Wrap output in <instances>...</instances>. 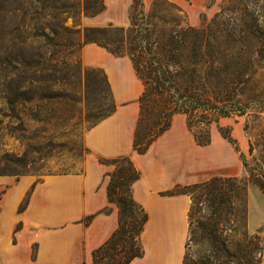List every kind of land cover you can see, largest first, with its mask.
<instances>
[{"label": "crops", "instance_id": "obj_1", "mask_svg": "<svg viewBox=\"0 0 264 264\" xmlns=\"http://www.w3.org/2000/svg\"><path fill=\"white\" fill-rule=\"evenodd\" d=\"M150 1L143 0L145 6ZM172 1L193 16V25L199 24L197 14L207 10L208 0ZM133 3L107 0L105 10L88 18L87 25L129 26ZM207 11L212 17L218 9ZM84 60L105 71L117 108L87 133L90 153L82 172L41 181L34 176H0V264H93L94 252L119 227V208L110 201L108 187L116 170L110 161L121 157H130L140 173L132 195L148 214L140 238L144 254L131 264H184L191 199L173 191L243 174L247 144L241 124L232 117L220 119L210 130V143L200 145L187 116L178 113L147 151L138 153L134 139L144 85L131 59L88 44ZM222 129L230 130V139ZM247 199L248 231L264 235V193L250 183Z\"/></svg>", "mask_w": 264, "mask_h": 264}, {"label": "rangeland", "instance_id": "obj_2", "mask_svg": "<svg viewBox=\"0 0 264 264\" xmlns=\"http://www.w3.org/2000/svg\"><path fill=\"white\" fill-rule=\"evenodd\" d=\"M96 1L107 2L0 1V8L4 9V18L0 19V176H34L41 181L83 171L90 153L85 140L87 133L117 108L105 71L85 64L84 48L99 37L91 29L108 28V37L113 41L132 36L128 33L131 24L123 27V32L114 31L121 28L114 24L87 25ZM225 1L208 0L206 8L216 6L219 10ZM232 3L237 6L238 0ZM245 4L250 5V0ZM207 10L197 14L199 24L193 25V16L172 0H151L146 6H132L130 16L142 31L153 28L154 39H162L188 25L199 28L207 24L214 17ZM110 47L116 48V44ZM123 51L124 57L130 58L125 48ZM252 69V81L245 96L258 101L243 115L232 117L240 122L247 144L242 156L244 172L237 176L244 181L264 180V58H256ZM7 95L12 105L7 104L4 98ZM215 126L217 122L211 129ZM193 130L198 135L206 132L200 125ZM122 166L130 168L128 162ZM179 191L190 197L192 205L189 189L183 186ZM221 228L230 248L236 250L245 239L244 233H248L246 201L240 208L235 204V211ZM258 236L255 244L262 255L257 251L253 264L264 259V235ZM201 249L199 242L191 243L190 264L197 262ZM127 260V254H117L105 264H128Z\"/></svg>", "mask_w": 264, "mask_h": 264}, {"label": "trees", "instance_id": "obj_3", "mask_svg": "<svg viewBox=\"0 0 264 264\" xmlns=\"http://www.w3.org/2000/svg\"><path fill=\"white\" fill-rule=\"evenodd\" d=\"M246 1L238 0V5L234 6L232 0H226L207 24L199 28L188 25L169 32L162 39H154L153 28L142 31L134 19L128 29L132 36L122 40H111L108 28L91 29L92 34L99 36L94 38V44L118 57L125 55L124 48L127 50L144 85L135 151L146 152L170 127L173 116L178 113L187 116L188 126L197 142L207 145L211 141L210 130L214 122L243 115L253 102L258 101L252 96L246 98L245 94L250 88L255 59L264 58V0H250V5L245 4ZM95 3L90 13L93 17L106 7L101 1ZM139 4L143 6V0H134L133 8ZM0 12V19L4 18V9L0 8ZM114 31L125 29L121 27ZM113 43L116 48L110 47ZM4 98L7 104H13L10 96ZM197 125L206 128L205 134L194 132ZM227 130L222 129V133L230 139ZM110 162L116 165V170L108 187L109 199L119 208V227L94 252L93 264H105L117 254H127V263L131 264L144 254L140 238L148 221L147 212L132 195V186L140 173L130 157ZM124 162L129 163V169L122 166ZM250 183L259 186L264 193V180L254 178L244 181L238 177H215L185 186L193 202L189 211L184 264H190L188 251L193 242L202 246L194 264H253L255 253L258 251L262 255V250L255 244L259 240L258 234L247 230L244 241L232 250L221 228L228 222L229 214L235 211V204L240 208L245 201L247 203ZM179 189L173 193H182ZM261 260H258L259 264Z\"/></svg>", "mask_w": 264, "mask_h": 264}]
</instances>
